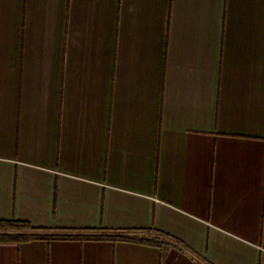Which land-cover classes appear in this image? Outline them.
I'll list each match as a JSON object with an SVG mask.
<instances>
[{
  "label": "crops",
  "instance_id": "1",
  "mask_svg": "<svg viewBox=\"0 0 264 264\" xmlns=\"http://www.w3.org/2000/svg\"><path fill=\"white\" fill-rule=\"evenodd\" d=\"M0 221L89 237L0 264H264V0H0Z\"/></svg>",
  "mask_w": 264,
  "mask_h": 264
},
{
  "label": "trees",
  "instance_id": "2",
  "mask_svg": "<svg viewBox=\"0 0 264 264\" xmlns=\"http://www.w3.org/2000/svg\"><path fill=\"white\" fill-rule=\"evenodd\" d=\"M0 229H3L4 231H15L18 233L23 234H17V235H8V234H0V242H17V243H23V242H30L33 240H86L89 239V237H82V236H71V235H65V236H44V235H35V234H26V233H32V232H44L42 230H38L33 228L29 223L20 222V221H0ZM162 235V234H161ZM165 236V235H162ZM93 239H110L114 242H135V243H142L147 244L150 246H156L162 249L163 252V259L169 252L171 246L170 243L165 236L164 240H161L160 238L149 240V241H140L136 238L128 237L126 235H110L108 237L104 238H93Z\"/></svg>",
  "mask_w": 264,
  "mask_h": 264
},
{
  "label": "rangeland",
  "instance_id": "3",
  "mask_svg": "<svg viewBox=\"0 0 264 264\" xmlns=\"http://www.w3.org/2000/svg\"><path fill=\"white\" fill-rule=\"evenodd\" d=\"M3 232H4V230L3 229H0V233H3ZM161 240H164V239H161ZM199 264H203V263H199Z\"/></svg>",
  "mask_w": 264,
  "mask_h": 264
}]
</instances>
